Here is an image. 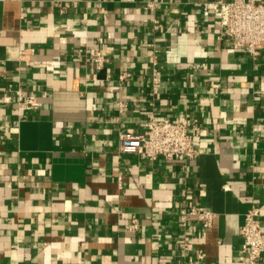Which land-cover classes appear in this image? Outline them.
Segmentation results:
<instances>
[{"label":"crops","instance_id":"crops-1","mask_svg":"<svg viewBox=\"0 0 264 264\" xmlns=\"http://www.w3.org/2000/svg\"><path fill=\"white\" fill-rule=\"evenodd\" d=\"M201 1L0 2V98L11 84L40 104L19 113L0 100V264H183L180 238L205 264H247V210L264 231V52L253 59L219 39ZM89 47L102 48L103 69ZM148 113L196 116L199 156L119 152V135L143 132ZM182 200L216 213L212 226L178 227ZM132 215L139 227L127 232Z\"/></svg>","mask_w":264,"mask_h":264},{"label":"built area","instance_id":"built-area-1","mask_svg":"<svg viewBox=\"0 0 264 264\" xmlns=\"http://www.w3.org/2000/svg\"><path fill=\"white\" fill-rule=\"evenodd\" d=\"M0 2H15L22 4L23 0H0ZM202 15L213 17L217 25L218 37L229 43L238 51L247 54L253 59L261 57L264 52V2L256 0H202ZM152 8V3L147 4ZM85 54L94 65V70L103 69L106 59L101 47H89ZM25 51L20 52V58ZM152 66L150 71L153 85L159 83L160 77L157 71L158 60L152 55ZM31 66L51 70L55 67L51 61L29 62ZM203 65L187 64L189 69H197ZM129 73H122L118 76L120 81L127 80ZM1 102L3 104L15 103L19 113L37 110L40 106L38 99L32 95H25L18 86L15 90L11 84L2 92ZM119 113L127 110L125 103L117 104ZM201 126L196 116L189 113L174 121L164 115L154 113L146 114L144 130L141 133H134L130 130L119 135L118 150L121 153H133L148 161L157 160L173 161L180 160L188 162L199 156L195 138L200 133ZM174 221L180 228H185L191 218L197 219L203 229L212 226L216 213L201 209L198 202L187 203L182 200L178 205V211L174 215ZM139 227V219L132 215L129 222L124 225L127 232H135ZM239 235L241 245L239 252L247 264H258L264 253V231L262 230L256 209H249L243 217V224L240 227ZM178 255L183 264H205L203 254L195 249L185 238L178 241Z\"/></svg>","mask_w":264,"mask_h":264}]
</instances>
